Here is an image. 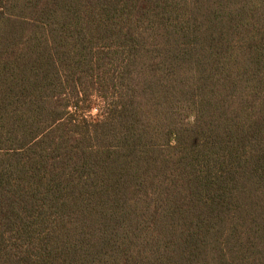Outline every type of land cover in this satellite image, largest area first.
<instances>
[{
    "label": "trees",
    "instance_id": "16d2710c",
    "mask_svg": "<svg viewBox=\"0 0 264 264\" xmlns=\"http://www.w3.org/2000/svg\"><path fill=\"white\" fill-rule=\"evenodd\" d=\"M0 264H264V0H0Z\"/></svg>",
    "mask_w": 264,
    "mask_h": 264
}]
</instances>
